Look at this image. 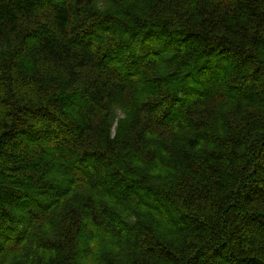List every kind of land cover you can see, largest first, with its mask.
I'll use <instances>...</instances> for the list:
<instances>
[{
    "label": "clouds",
    "instance_id": "clouds-1",
    "mask_svg": "<svg viewBox=\"0 0 264 264\" xmlns=\"http://www.w3.org/2000/svg\"><path fill=\"white\" fill-rule=\"evenodd\" d=\"M0 264H264V0H0Z\"/></svg>",
    "mask_w": 264,
    "mask_h": 264
}]
</instances>
